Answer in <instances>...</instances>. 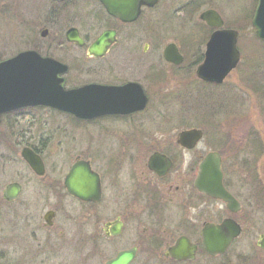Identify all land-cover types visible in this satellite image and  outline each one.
I'll return each instance as SVG.
<instances>
[{
    "label": "flooded vegetation",
    "instance_id": "af4514ba",
    "mask_svg": "<svg viewBox=\"0 0 264 264\" xmlns=\"http://www.w3.org/2000/svg\"><path fill=\"white\" fill-rule=\"evenodd\" d=\"M72 1L75 0L44 1L45 4L38 9L42 18L40 31L33 39V46L25 50H34L41 56L65 64V72L58 74L65 89L90 84L123 88L131 84L133 89H129V93L122 92L112 101L118 105L130 103L138 107L143 103L144 106L131 112L96 117H76L51 107H27L43 108L69 117L68 120L79 129L78 145L66 141L67 145L70 144L66 169H49L45 157L49 143L44 139L36 140V144L26 142L20 149H31L41 159L44 169L41 172L33 170L19 151L27 169L17 171L13 180L0 186V264H107L119 253L133 249L135 255L128 264H135L141 255L142 264H151L150 258L184 264L197 258L207 260L225 256L242 233H246V226L245 198L240 193L242 186L224 173V154L218 150L198 153V142L190 148L182 146L178 139L181 130L175 136H166L162 132L168 124L160 113L161 108H166L167 98V93L162 90L166 76L160 73L161 70L153 71L145 81L117 74L112 61L101 64L115 48L126 52L122 65L128 66L133 61L127 56L136 47L133 40L137 31L130 25L145 9H152L160 1L153 6H142L134 20L122 21L109 14L97 0L98 20L102 21L100 28L69 26L62 35L60 42L64 40L83 49L86 56V59H71L69 64L62 57H55L53 43L45 40L49 33L47 26L70 8ZM70 28L76 30L80 43L68 40ZM222 28H226L225 25ZM218 29L207 28L204 50L206 41ZM102 33L107 34L105 51L103 55L92 54L90 49ZM120 40H123L124 47L119 46ZM131 43L135 47L132 48ZM148 46L149 43H145L142 51ZM165 46L163 60L173 68L179 67L185 60V53L176 45L183 59L180 64H173L163 57ZM204 50L196 57L199 63L204 58ZM119 51L114 55L116 62H121L122 53ZM71 71L76 75H70ZM27 108L3 114L0 125L7 114ZM96 129L107 139L103 147H97L91 140L90 131ZM104 130L112 132L108 134ZM75 150L78 153L72 155ZM208 152H217L220 156L222 183L237 203L234 210L225 201L196 186L199 163ZM155 153L163 159V163L156 165L160 171L150 166V158ZM78 164L79 170H72ZM86 178L90 186L86 185ZM11 184L14 186L8 188ZM226 219L239 226V233L222 254L210 255L203 243V230ZM180 238L194 247L192 258L175 259L168 254L169 247Z\"/></svg>",
    "mask_w": 264,
    "mask_h": 264
},
{
    "label": "rangeland",
    "instance_id": "374dc122",
    "mask_svg": "<svg viewBox=\"0 0 264 264\" xmlns=\"http://www.w3.org/2000/svg\"><path fill=\"white\" fill-rule=\"evenodd\" d=\"M44 1L0 0V60L33 46V39L38 36L42 21L41 10L38 9L45 4ZM159 1L152 9H145L140 18L130 25L132 30L137 31V36L133 40L136 47L131 43L132 48H135L129 53L130 56H127L133 58V61L128 66L122 65L126 52L115 48L116 50L113 49L101 64L112 61L117 74L135 76L145 81L153 71L161 70L160 73L166 76L162 90L167 93V98L166 108L165 110L161 108L160 113L168 124L162 132L166 133V136H170L168 134L175 136L182 129L192 127L202 129L204 135L197 144L198 153L203 154L209 150L221 151L224 154V173L228 178L241 183L240 193L245 198L246 233H242L225 256L207 260L197 258L184 264H244V262L264 264V250L256 245L258 235L264 233V100L260 93L249 89L239 79L244 77L242 67L239 68L240 64L264 66V55L258 50L250 52L259 46L253 39L254 33L250 27L249 17L252 16L256 0ZM198 1H202L200 7L195 6ZM70 5L54 23L47 26L49 33L45 40L53 43L54 56L62 57L63 61L69 64L71 59H86V56L83 49L71 46L64 40L60 42L65 29L69 26H77L80 29L91 26L100 28L102 25V21L98 20L100 16L97 0H75ZM206 8H215L222 16L225 27L237 26L235 29L239 31L238 45L241 48L238 65L218 85L221 92L234 91L244 98V106L238 111V113L243 111V114L239 119L240 123L236 121L234 124H231L233 121L227 123L229 119L222 118V122L227 125H224V136L221 139L213 132L218 123L209 122L207 117L204 118L202 109L197 107L199 97L212 89L208 85L212 83L201 81L195 73L199 64L196 57L203 52L208 34L206 25L198 16ZM170 42H174L185 53V60L179 67H171L162 58V49ZM59 43L62 44L61 47ZM145 43H149V46L143 52L142 47ZM118 44L124 47L123 40ZM118 51L122 53L121 62H116V59L114 61V55ZM87 62L93 64L92 61ZM259 68L264 70V67ZM245 69L244 73H250L253 67ZM70 75L76 74L71 71ZM238 116L240 118V115ZM68 118L66 115L55 114L43 108H27L22 112L4 116L0 125V186L13 180L17 171L27 169L19 154L26 142L36 144L38 139L46 140L49 148L45 152V157L49 169L55 167L66 169L69 154L67 147L72 143L77 146L79 138L78 127ZM104 131L108 134L112 132ZM229 131L236 133L231 135L228 134ZM90 132L91 140L97 147L106 145L107 139L104 134L99 133L97 129ZM230 139H234L232 140L234 145L230 143ZM67 140L70 141L68 145ZM252 140H256L257 144H252L254 142ZM77 153V150L71 152L72 155ZM142 260L141 255L135 264H142ZM150 260L151 264H174L164 259Z\"/></svg>",
    "mask_w": 264,
    "mask_h": 264
},
{
    "label": "water",
    "instance_id": "95a60500",
    "mask_svg": "<svg viewBox=\"0 0 264 264\" xmlns=\"http://www.w3.org/2000/svg\"><path fill=\"white\" fill-rule=\"evenodd\" d=\"M106 11L122 21H132L139 15L142 6H153L157 0H100ZM251 27L254 35L264 41V0H257ZM199 18L210 27L220 28L223 20L219 13L208 8L199 14ZM71 34V36H70ZM68 40L79 42L74 28L67 31ZM107 35V34H106ZM102 33L92 45L90 52L103 55L105 51V37ZM237 35L235 29H221L214 31L206 42L204 59L197 66L196 75L201 81L219 84L234 69L240 60L237 48ZM174 43H168L163 50V57L173 64L182 62V55L177 51ZM64 64L50 57H42L34 50H25L7 59L0 60V116L26 106H47L69 112L76 117H96L108 113H126L143 107L141 103L135 107L130 103L115 104L112 99L122 92H128L132 85L123 88L115 86H102L90 84L84 87L63 88L62 78L58 74L65 72ZM136 85V84H135ZM126 93V94H127ZM144 99V98H143ZM144 101V100H143ZM136 104V103H135ZM203 136L199 128L184 129L178 133L182 146L193 147ZM21 155L30 167L41 172L44 167L41 159L25 147ZM221 160L217 152H209L199 163L196 186L202 192L225 201L228 207L234 210L237 206L234 198L225 190L222 184ZM157 163L163 159L155 153L150 158V166L160 171ZM80 164L72 170H79ZM87 169V166H86ZM87 178H89L87 176ZM87 186L91 183L87 179ZM14 186L9 185L8 188ZM78 186V185H76ZM8 192H10L8 190ZM12 193V192H11ZM77 193V192H76ZM78 194V193H77ZM239 233V226L233 220L226 219L221 224H210L203 230V243L210 255L222 254L230 241ZM257 245L264 249V235H260ZM194 247L186 239H178L174 246L169 247V253L175 259L192 258ZM135 255V250H127L118 254L107 264H128Z\"/></svg>",
    "mask_w": 264,
    "mask_h": 264
},
{
    "label": "trees",
    "instance_id": "16d2710c",
    "mask_svg": "<svg viewBox=\"0 0 264 264\" xmlns=\"http://www.w3.org/2000/svg\"><path fill=\"white\" fill-rule=\"evenodd\" d=\"M201 5H202V1H198L196 2L195 6L200 7ZM253 39L255 42L259 44V46L258 47L256 46V48H254L250 52L253 53L258 50L259 53L264 55V42L257 39L255 36H253ZM251 53H249V55ZM248 67L249 68L253 67L252 71L250 73L248 72L244 73V71L246 70L245 68H248ZM259 67L263 68L264 66H260V64H254L250 66L249 63H246L245 65L240 64L239 68L243 70L244 77L239 78V79H241L242 81L241 83L247 86L249 89H252L254 92L258 94L260 93V95L263 96L262 99L264 100V70H261ZM255 74H258L261 76L256 77ZM208 85L210 86V88L212 87V89L208 90L202 97H199V101L197 102L198 103L197 107L199 106L198 108L202 109V112L204 113V118L207 117L209 122L212 121L216 124L218 123L217 126H215L216 128L213 129L214 130L213 132L214 133L216 132L221 139L224 136L223 135L224 128H225L224 125H227L228 121H233L231 124H234L235 121L239 123L241 122V120L239 119H241V116H242L241 114H243L242 113L243 111L240 113H238V111L244 106L245 101L243 100L244 98L240 96V94L234 91L228 90V91L221 92L219 88L220 85H216V84H208ZM238 115H240V118ZM230 116L232 117L230 118ZM233 116L235 118H233ZM222 118H227L229 120H227V123H225V122H222ZM234 132L235 131H232V132L229 131L228 134H231V135L235 134L236 132L235 133ZM252 141H254L252 142V144L254 145L257 144L256 140H252ZM231 144L234 145V142H232Z\"/></svg>",
    "mask_w": 264,
    "mask_h": 264
}]
</instances>
